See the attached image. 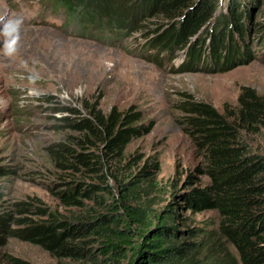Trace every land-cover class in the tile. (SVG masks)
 Listing matches in <instances>:
<instances>
[{"label": "trees", "instance_id": "1", "mask_svg": "<svg viewBox=\"0 0 264 264\" xmlns=\"http://www.w3.org/2000/svg\"><path fill=\"white\" fill-rule=\"evenodd\" d=\"M261 1L50 0L53 10L65 15L66 24L73 23L81 34L97 40L114 42L121 35L149 29L140 54L157 50L168 59L178 47L186 57L180 73L225 72L235 66L231 61L240 48L245 51L244 47L256 45L263 49L264 23L252 21ZM251 29L254 38H250ZM180 109L185 114L184 130L203 157L205 186L184 194L175 192L158 211L134 206L140 184L152 175L156 164L144 166L133 176L117 167L122 166L132 140L147 134L151 126L137 125L139 111L123 114L114 109L104 114L90 106L88 116L83 117L75 109L63 108L60 111L71 116L60 119L61 127L77 135L54 143L49 152L64 170L100 178L110 172L117 186L72 182L57 194L64 203L81 207V199L95 200L105 212L76 214L69 219L53 213L38 220L18 218L17 214L30 212V204L10 203L0 190V248L16 238L57 260L95 262L102 257L115 264L125 259L128 264H264V155L254 152L244 138L246 131L264 129V97L243 88L234 111L226 108L220 112L192 99L182 101ZM8 172L0 169L3 176ZM192 178L190 175L189 184ZM100 192H106L108 198ZM182 210L216 212L217 229L189 225ZM8 261L31 264L12 257Z\"/></svg>", "mask_w": 264, "mask_h": 264}, {"label": "rangeland", "instance_id": "2", "mask_svg": "<svg viewBox=\"0 0 264 264\" xmlns=\"http://www.w3.org/2000/svg\"><path fill=\"white\" fill-rule=\"evenodd\" d=\"M224 5L225 1L220 3ZM53 9L50 0H0V28L9 18L23 20L12 57L4 55L0 43V169L9 171L0 174V190L10 203L30 204L29 213L16 217L38 220L50 213L62 219L84 213L98 215L105 210L95 200L81 199L82 206L77 207L64 203L57 194L75 180L107 184L112 189L117 186L110 172L100 178L64 170L49 152L54 143L77 135L61 127L60 119L71 116L60 111L63 108L75 109L83 117L88 116L90 106L104 114L114 109L123 114L139 111L137 125L151 126L147 134L132 140L122 166L117 167L133 176L144 166L156 164L152 175L140 184L142 190L133 199L134 206L158 211L175 192L184 194L205 186L203 157L184 130L181 102H206L224 112L237 109L243 88L264 97V48H240L231 61L235 66L225 72L203 69L180 73L177 71L186 57L178 47L168 59L157 50L146 49L140 54L149 29L121 35V40L114 42L101 41L81 34L71 22L66 24L65 15ZM252 21L264 23V0ZM249 35L254 38L256 33L251 29ZM3 40L0 36V42ZM244 138L254 152L264 155V129L246 131ZM100 196L108 198L106 192ZM181 215L191 226L217 229L219 223L214 211L182 210ZM8 257L31 264H115L102 257L95 262L57 260L42 248L16 238L0 248V264H11ZM119 264H128V260Z\"/></svg>", "mask_w": 264, "mask_h": 264}, {"label": "clouds", "instance_id": "3", "mask_svg": "<svg viewBox=\"0 0 264 264\" xmlns=\"http://www.w3.org/2000/svg\"><path fill=\"white\" fill-rule=\"evenodd\" d=\"M22 23L23 20L21 18H9L4 22L2 28H0V36L4 37V40L0 43L3 44L2 51L5 56L12 57L17 52Z\"/></svg>", "mask_w": 264, "mask_h": 264}]
</instances>
